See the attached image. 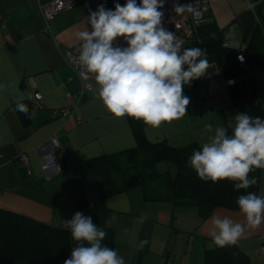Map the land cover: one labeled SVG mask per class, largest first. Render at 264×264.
I'll return each mask as SVG.
<instances>
[{"label":"crops","instance_id":"crops-1","mask_svg":"<svg viewBox=\"0 0 264 264\" xmlns=\"http://www.w3.org/2000/svg\"><path fill=\"white\" fill-rule=\"evenodd\" d=\"M90 10L92 5L79 3L54 16L47 30L37 0H0V209L56 228L82 212L106 231L102 243L110 238L125 264H205L204 251L216 246L210 236L211 217L226 215L243 223L239 210L217 207L201 219L193 206L148 200L140 186L104 197L92 174L91 159L133 148L136 142L128 117L106 114L95 89L81 92L79 78L65 64L64 50L79 43L75 34L87 26ZM207 22L222 31L227 49H241L255 39L264 50V0H214L202 21ZM218 73L216 63L210 64L199 80ZM251 75L264 103V67L252 69ZM36 93L42 97L39 108ZM183 94L190 98L186 114L158 128L143 123L147 139L167 140L172 146L202 145L210 135L206 124L231 127L239 113L224 97L207 106L200 81ZM69 98L77 102L74 112L54 117L53 111ZM17 102L30 103L26 124ZM21 154L27 165L20 161ZM48 154H55L58 163L43 170L42 157ZM258 195H264V170ZM143 214L147 219L141 220ZM144 241L145 248L140 247ZM75 243L70 234L71 251ZM263 244L264 224L247 230L236 243L252 264H264Z\"/></svg>","mask_w":264,"mask_h":264},{"label":"clouds","instance_id":"clouds-1","mask_svg":"<svg viewBox=\"0 0 264 264\" xmlns=\"http://www.w3.org/2000/svg\"><path fill=\"white\" fill-rule=\"evenodd\" d=\"M163 7L164 0H140L139 4L126 0L124 5L116 3L114 10L101 4L89 11L87 26L75 34L79 76L94 81V94L107 112L153 128L186 114L190 98L183 94L184 87L210 67L203 49L184 48V41L163 26ZM186 9L190 5H177L174 10ZM120 38L126 46H120ZM16 109L29 115L24 103L17 102ZM232 121L231 127L206 124L210 135L193 151L188 165L203 181L227 180L235 190H247L257 183L249 174L264 170V118L240 112ZM236 204L243 223L226 215L211 217L210 236L218 247L235 245L247 230L264 224V195L247 192L236 198ZM66 224L76 243L64 264H125L117 250L102 243L107 233L91 216L77 211Z\"/></svg>","mask_w":264,"mask_h":264},{"label":"trees","instance_id":"trees-1","mask_svg":"<svg viewBox=\"0 0 264 264\" xmlns=\"http://www.w3.org/2000/svg\"><path fill=\"white\" fill-rule=\"evenodd\" d=\"M223 40L222 31L216 23L207 22L195 26L183 47L203 49L207 56L214 58L222 79L234 80L232 85L226 86L224 103L239 113L264 118V103L251 75L252 69L264 67V50L255 39L238 50L227 49L222 45ZM238 54L243 55V64L238 61ZM199 81H192L184 89L192 88ZM24 104L30 112V103ZM19 116L24 124L28 123L29 115L19 111ZM128 119L136 145L89 161L104 197L140 186L148 200L193 206L200 218L204 219L217 207L239 210L236 198L241 194H258L262 169L249 174L250 178H256L257 183L247 190L237 191L234 184L227 180L203 181L188 165L193 151L200 149L199 143L172 146L167 140L150 141L144 134L143 122ZM160 162L172 164L173 171H158L157 164ZM104 244L112 247L110 238ZM70 256L69 231L0 209V264H61ZM204 263L252 264L236 244L206 249Z\"/></svg>","mask_w":264,"mask_h":264},{"label":"built area","instance_id":"built-area-1","mask_svg":"<svg viewBox=\"0 0 264 264\" xmlns=\"http://www.w3.org/2000/svg\"><path fill=\"white\" fill-rule=\"evenodd\" d=\"M213 1L214 0H164V7L163 9H161V11L164 12V16L162 18V24L168 31L174 32L179 39L186 41V39L192 35L195 26L202 23L205 12L208 10L210 3ZM82 2L92 5L93 7L92 11H95L97 7L101 4H103L107 9L114 10L116 3L124 5L126 3V0H37L39 11L41 12V15L45 21V29L47 30L50 29L49 22L54 16L61 13L62 11L72 9L75 5ZM139 3L140 0H137V4ZM177 5H190V10L186 9L183 13H177L174 10L175 6ZM250 7H252V4H250ZM88 15L86 16V18L88 17ZM119 43L120 46L122 47L126 46V44L123 41V38H120ZM222 45L227 48L229 43L228 41H223ZM78 53H79V43L69 48H66L64 50L65 64L79 78L81 82V92L84 90H91V89L96 90L97 86L95 85L93 80L84 81L79 76V71L81 70V68L77 60ZM237 58L241 64L245 62L242 54H238ZM233 83H234L233 79H227L223 81L224 86H229L232 85ZM202 90L204 95L205 92H208L209 96L218 94L220 92L218 82L213 79H210V81L207 84V87ZM35 99H36L35 107L36 108L42 107V97L39 93L35 94ZM225 99L226 96L224 97V101ZM206 100H207L206 105L212 106L213 104L212 101L208 100L207 98ZM100 104L102 106L103 111L106 114H109L107 110L103 107L101 102ZM76 105L77 102L73 98H69L68 103L63 108L53 111L52 114L54 117H59V116L67 117L74 112ZM221 106L222 104L219 103L218 107ZM78 117L80 118L79 114ZM51 142L55 147H58V143L55 138H53ZM19 159L23 164L27 165L28 162L25 154H21L19 156ZM55 159H56L55 154H48L46 156H43L42 169L46 170L50 166H56L57 163L55 162ZM68 220H70V218H66L62 221V227L66 230L68 229V226L66 224V221ZM261 250L262 252H264V244L262 245Z\"/></svg>","mask_w":264,"mask_h":264},{"label":"water","instance_id":"water-1","mask_svg":"<svg viewBox=\"0 0 264 264\" xmlns=\"http://www.w3.org/2000/svg\"><path fill=\"white\" fill-rule=\"evenodd\" d=\"M207 59L209 61V65L215 63V60L212 56H207ZM210 79L216 80L218 82L220 92L218 94H214L211 96L208 95V92H205V97L211 101L225 97L226 96V88L223 84V79H222L220 74H215V75H212L209 77L202 78L200 80V84H201L202 89H205L207 87V84L210 81ZM55 162L58 163L57 159H55Z\"/></svg>","mask_w":264,"mask_h":264},{"label":"rangeland","instance_id":"rangeland-1","mask_svg":"<svg viewBox=\"0 0 264 264\" xmlns=\"http://www.w3.org/2000/svg\"><path fill=\"white\" fill-rule=\"evenodd\" d=\"M201 97V96H199ZM157 169L158 171H165V170H170V171H173V166L172 164H169V163H160V165L157 166Z\"/></svg>","mask_w":264,"mask_h":264}]
</instances>
